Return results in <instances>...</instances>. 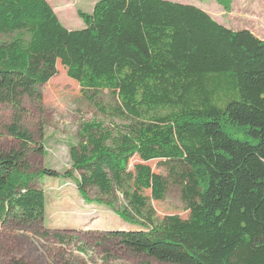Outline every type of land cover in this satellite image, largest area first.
I'll use <instances>...</instances> for the list:
<instances>
[{
  "label": "trees",
  "instance_id": "1",
  "mask_svg": "<svg viewBox=\"0 0 264 264\" xmlns=\"http://www.w3.org/2000/svg\"><path fill=\"white\" fill-rule=\"evenodd\" d=\"M79 16L85 26L69 29L48 0H0V103L14 109L6 129L20 142L0 148V225L46 234L38 181L62 174L34 170L22 112L60 62L100 110L97 94L112 92L113 116L128 121L84 122L64 175L80 171L84 195L122 193L117 213L141 228L104 238L141 264H264V40L171 0H98ZM155 160L180 182L187 218L157 216L151 200L170 181Z\"/></svg>",
  "mask_w": 264,
  "mask_h": 264
},
{
  "label": "rangeland",
  "instance_id": "2",
  "mask_svg": "<svg viewBox=\"0 0 264 264\" xmlns=\"http://www.w3.org/2000/svg\"><path fill=\"white\" fill-rule=\"evenodd\" d=\"M61 22L69 29L85 26L79 12L92 13L98 0H48ZM196 5L216 21L233 30L248 29L264 40V0H171ZM42 98H26L22 123L33 135L29 161L34 170L53 169L59 178L45 177L38 187L46 195V219L41 235L32 228L0 225V264H141L134 255L113 240L104 238L108 231L133 230L141 227L125 222L117 208L126 204L122 193L118 198L103 196L95 187H88L84 195L78 188L80 171H72L70 151L79 145L80 127L84 122L98 119L106 125H122L126 120L112 114L117 97L109 90L97 94L106 112L90 101L76 80L59 62L58 74L40 86ZM15 114L14 109L0 103V148H20V142L6 129ZM42 149V152L39 151ZM138 160L133 158L130 169ZM156 173L168 177L169 190L163 200L151 202L157 216L178 214L189 216L182 199V188L176 176H170L159 161H150ZM180 180V179H178ZM150 195V191H146ZM113 202L111 206L108 204ZM58 233L64 240H60ZM153 264H161L151 260ZM171 264V263H166Z\"/></svg>",
  "mask_w": 264,
  "mask_h": 264
}]
</instances>
